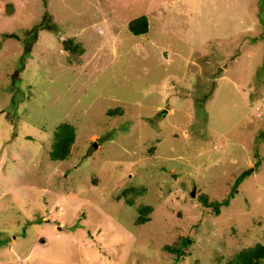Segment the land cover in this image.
<instances>
[{
    "label": "rangeland",
    "instance_id": "374dc122",
    "mask_svg": "<svg viewBox=\"0 0 264 264\" xmlns=\"http://www.w3.org/2000/svg\"><path fill=\"white\" fill-rule=\"evenodd\" d=\"M263 228L264 0H0V264H223Z\"/></svg>",
    "mask_w": 264,
    "mask_h": 264
},
{
    "label": "trees",
    "instance_id": "16d2710c",
    "mask_svg": "<svg viewBox=\"0 0 264 264\" xmlns=\"http://www.w3.org/2000/svg\"><path fill=\"white\" fill-rule=\"evenodd\" d=\"M39 25H34L31 27L30 39H32L37 32V27ZM42 26L38 27L41 28ZM148 22L145 15H137L127 21V28L134 34L143 33L147 30ZM30 41V40H29ZM23 46V50L29 48V42ZM60 45L63 51L67 50L68 53L79 54L82 52V46L80 42L76 40L73 36H66L61 38ZM117 108L109 109L110 113L116 112ZM262 116V115H261ZM260 117V116H259ZM74 139V129L73 126L67 121H61L56 124L53 132L52 139L50 141V148L48 150V156L51 159H62L64 158L70 150V145ZM131 187V186H130ZM125 192V190H124ZM203 202L208 204H216L215 199L207 201L206 194L202 193L199 195ZM207 199V200H206ZM227 202V201H226ZM139 216L136 217L137 223L143 222L147 219V216L143 215L148 211L149 205L140 204L139 206ZM216 213L218 212V205L214 206L213 209ZM143 213V214H142ZM264 230V228L262 229ZM263 238L256 239L251 242L249 245L240 247L237 251L233 253V256L227 258L223 264H264V241ZM189 239H186V242H189ZM168 249L178 251V247L167 246Z\"/></svg>",
    "mask_w": 264,
    "mask_h": 264
},
{
    "label": "built area",
    "instance_id": "2783aa9c",
    "mask_svg": "<svg viewBox=\"0 0 264 264\" xmlns=\"http://www.w3.org/2000/svg\"><path fill=\"white\" fill-rule=\"evenodd\" d=\"M261 113H262V110H261V108L256 106V109H255V114H256L257 116H260V115H261Z\"/></svg>",
    "mask_w": 264,
    "mask_h": 264
},
{
    "label": "water",
    "instance_id": "95a60500",
    "mask_svg": "<svg viewBox=\"0 0 264 264\" xmlns=\"http://www.w3.org/2000/svg\"><path fill=\"white\" fill-rule=\"evenodd\" d=\"M161 112L163 113V112H164V109H162V110H161ZM93 145H95V143H94V142H93ZM192 192H193V191H192ZM192 192H191V193H192Z\"/></svg>",
    "mask_w": 264,
    "mask_h": 264
}]
</instances>
